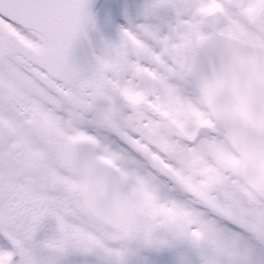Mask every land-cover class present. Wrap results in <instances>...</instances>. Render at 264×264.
Segmentation results:
<instances>
[{
	"label": "snow or ice",
	"instance_id": "6c2138e0",
	"mask_svg": "<svg viewBox=\"0 0 264 264\" xmlns=\"http://www.w3.org/2000/svg\"><path fill=\"white\" fill-rule=\"evenodd\" d=\"M249 82L264 0H0V264H264Z\"/></svg>",
	"mask_w": 264,
	"mask_h": 264
},
{
	"label": "water",
	"instance_id": "95a60500",
	"mask_svg": "<svg viewBox=\"0 0 264 264\" xmlns=\"http://www.w3.org/2000/svg\"><path fill=\"white\" fill-rule=\"evenodd\" d=\"M257 110H259L258 112L250 115L251 112L247 111L249 116V119L247 121V123H249V125L243 127L239 133V138L241 141L244 142H256V138H257V134H258V129L252 119V117L256 116L259 113H264V100L259 104V106L257 107Z\"/></svg>",
	"mask_w": 264,
	"mask_h": 264
},
{
	"label": "flooded vegetation",
	"instance_id": "af4514ba",
	"mask_svg": "<svg viewBox=\"0 0 264 264\" xmlns=\"http://www.w3.org/2000/svg\"><path fill=\"white\" fill-rule=\"evenodd\" d=\"M245 191L248 193L249 201H251L252 194H251L250 189L246 188ZM242 208H243V210H245L249 213H252V215L249 218V223L253 227V229L255 231H257V234H259V227H260V225L264 224V215H261L259 213H255L254 212L255 205L250 203V202L243 204ZM213 210L215 211L216 209H213ZM210 227H213V223L211 221H210ZM213 232H214V234L216 232L214 227H213ZM226 243L227 242H225V244Z\"/></svg>",
	"mask_w": 264,
	"mask_h": 264
}]
</instances>
